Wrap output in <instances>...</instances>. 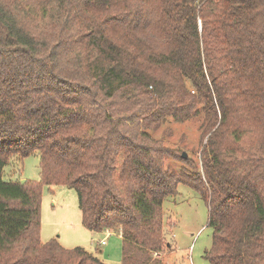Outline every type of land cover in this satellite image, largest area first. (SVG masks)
I'll return each instance as SVG.
<instances>
[{"label": "trees", "instance_id": "16d2710c", "mask_svg": "<svg viewBox=\"0 0 264 264\" xmlns=\"http://www.w3.org/2000/svg\"><path fill=\"white\" fill-rule=\"evenodd\" d=\"M195 116L199 166L151 135ZM34 151L37 180L3 177ZM179 182L207 202L209 264H264V0H0V264H106L40 240L52 184L120 234V264H162Z\"/></svg>", "mask_w": 264, "mask_h": 264}, {"label": "rangeland", "instance_id": "374dc122", "mask_svg": "<svg viewBox=\"0 0 264 264\" xmlns=\"http://www.w3.org/2000/svg\"><path fill=\"white\" fill-rule=\"evenodd\" d=\"M201 117H190L183 121H165L151 131L154 137L164 136V143L178 153H186L190 165H200V148L206 136L201 137ZM37 151L22 159H10L4 166L5 179L37 180L40 176ZM164 164L172 169L182 166L190 168L180 159L164 157ZM53 199H52V198ZM55 201L54 204L52 203ZM162 235L166 245L153 256L162 264H209L206 251L212 242V229L207 225L208 206L200 193L191 186L179 182L176 193L162 202ZM77 191L62 184L45 185L42 189L39 237L42 242L55 238L62 246H82L106 264L122 261L121 237L117 232H92L82 224ZM101 238L105 244L99 246ZM168 243V245H167Z\"/></svg>", "mask_w": 264, "mask_h": 264}, {"label": "crops", "instance_id": "0c3cea01", "mask_svg": "<svg viewBox=\"0 0 264 264\" xmlns=\"http://www.w3.org/2000/svg\"><path fill=\"white\" fill-rule=\"evenodd\" d=\"M51 198H52V197H51ZM52 199H53V198H52ZM54 202H55V201L53 200L52 203L54 204ZM103 231H105V233H111L110 231H107V230H103ZM92 232H96V231H92ZM118 234H119V233H118ZM119 235H120V234H119ZM101 239H102V238H101ZM98 243H99V242H98ZM105 243H106V242H105ZM105 243H104V244H105ZM98 245L101 246L100 244H98Z\"/></svg>", "mask_w": 264, "mask_h": 264}, {"label": "water", "instance_id": "95a60500", "mask_svg": "<svg viewBox=\"0 0 264 264\" xmlns=\"http://www.w3.org/2000/svg\"><path fill=\"white\" fill-rule=\"evenodd\" d=\"M182 157H186V153L184 151H182L181 153ZM25 179H20V182H23ZM168 244V243H167Z\"/></svg>", "mask_w": 264, "mask_h": 264}, {"label": "built area", "instance_id": "2783aa9c", "mask_svg": "<svg viewBox=\"0 0 264 264\" xmlns=\"http://www.w3.org/2000/svg\"><path fill=\"white\" fill-rule=\"evenodd\" d=\"M104 243H105V239L102 238V239L99 240V243L98 244L103 245Z\"/></svg>", "mask_w": 264, "mask_h": 264}]
</instances>
